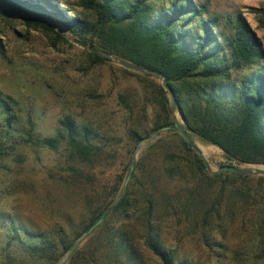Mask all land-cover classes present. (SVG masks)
<instances>
[{
	"label": "rangeland",
	"instance_id": "374dc122",
	"mask_svg": "<svg viewBox=\"0 0 264 264\" xmlns=\"http://www.w3.org/2000/svg\"><path fill=\"white\" fill-rule=\"evenodd\" d=\"M55 1L66 12L83 13L79 0ZM194 2L206 5L210 16L222 17L226 28L228 17H243L264 50V0ZM26 19L18 13L0 16V95L17 116L7 126L0 109V190L18 186L2 204L17 223L58 244L62 238L75 245L99 212L114 210L123 199L118 213L93 229L76 248V257L71 260L75 249L64 264H161L145 245L148 222L158 227L176 264H232L215 255L205 238L230 249L246 246L252 244V224L242 215L234 222L222 220L224 238L217 230L210 232L212 225L204 217L221 190L239 182L209 179L215 175L198 169L177 131L161 130L146 143L133 138V133L147 139L157 132L151 130L166 100L162 81L125 73L112 60L98 64L60 24L51 20L67 35L61 34L65 41L27 25ZM168 98L172 108L169 92ZM175 117L183 123L178 112ZM65 120L87 130L93 147L89 159L70 145L62 128ZM191 136V149L201 160L202 153L213 171L225 165L262 167L230 162L221 148ZM39 138L56 139L58 145L41 146ZM125 247L134 252L135 262L128 261Z\"/></svg>",
	"mask_w": 264,
	"mask_h": 264
},
{
	"label": "trees",
	"instance_id": "16d2710c",
	"mask_svg": "<svg viewBox=\"0 0 264 264\" xmlns=\"http://www.w3.org/2000/svg\"><path fill=\"white\" fill-rule=\"evenodd\" d=\"M79 1L82 15L70 8L66 12L55 0H0V14H31L53 20L65 32L96 50L158 72L173 89L175 112L183 123L177 121L190 135L221 148L230 162L264 165V50L243 17H228L226 28L222 26V17L210 16L207 6L198 5L194 0ZM26 21L27 25L42 27L65 41L54 29L35 20ZM89 55L98 64L111 61L91 52ZM256 65L258 68L253 67ZM120 69L133 73L123 67ZM160 90L166 100L151 131L165 127L177 131L168 92L161 87ZM0 109L7 126L12 125L17 116L1 95ZM61 123L76 153L89 159L93 147L89 144L87 130L79 131L71 120ZM133 138L144 139L137 133H133ZM36 141L47 148L55 149L58 145L53 138ZM184 146L192 153L198 169L207 175L200 157L186 142ZM208 177L239 182L227 190L223 188L209 206L204 219L212 225L210 232L217 230L225 238L226 228L219 222L225 219L234 222L239 215L252 224V244L233 249L223 242L210 243V237L203 232L207 235L205 241L209 249L232 264H264V176L225 173ZM17 187L9 184L0 190V264H57L61 256L73 248L74 242L61 238L58 244L49 240L46 233L19 225L2 205L9 191ZM122 202L123 199L114 210L99 212L93 225L101 218H104L102 224H107L109 215L114 211L118 213ZM156 227L148 222L146 247L161 264H176L175 255L164 247ZM125 248L128 261L135 262L134 252ZM77 254L76 249L71 260ZM114 254L119 255L117 251Z\"/></svg>",
	"mask_w": 264,
	"mask_h": 264
},
{
	"label": "water",
	"instance_id": "95a60500",
	"mask_svg": "<svg viewBox=\"0 0 264 264\" xmlns=\"http://www.w3.org/2000/svg\"><path fill=\"white\" fill-rule=\"evenodd\" d=\"M0 16H2V14H0ZM23 16L27 17L28 19H34L37 22H40L41 24H44L54 30H56L57 32H59L60 34H62L63 36H67L60 28H58L55 24H53V22L51 20H45L42 19L39 16H35V15H31V14H23ZM75 44H77L78 46H80L81 48L88 50L89 52L93 53V54H97L100 55L102 57H106L116 63H118L120 66L128 69V70H132V71H136L142 74H145L147 76H152L155 77L159 80L162 81V84L164 86V88L169 92L170 97H171V101H172V111L175 114L176 111V97H175V93L173 91V89L171 88L170 84L168 83V81L165 79V77L161 74H159L158 72L146 69L144 67L138 66L136 64H133L129 61L123 60L113 54H110L108 52H104V51H99L94 49L93 47L89 46L88 44H85L79 40H72ZM175 117V116H174ZM171 129V127H165L162 129V131H167ZM174 129L177 130L178 134L181 136V138L187 143L188 146L193 147L194 148V141L192 136L190 135V133L186 130L185 126H183L182 124H180L177 121V117H175V127ZM161 130L157 131L155 134L151 135L149 138L147 139H143L141 141V143H146L148 141H150L151 139H153L154 137L157 136V134L160 132ZM203 163L205 165L206 170L211 173L212 175L215 176H219L221 174L224 173H230V174H235L237 176H264V165H261L262 167H252V168H241V167H237L234 165H225L222 166L221 168H219V170L217 171H213L211 169V167L209 166V164L207 163V161L204 159L202 153H199ZM132 168H133V164H132ZM104 218H101L100 220H98L93 226L92 228L86 232L85 234H83L81 236L80 239L77 240V242L75 243V245L73 246V248L64 256V258L58 263V264H64L68 258L71 256V254L73 253V251L78 247V245L80 244V242L87 237L89 234H91L92 230L95 229L96 227H98L101 223H103Z\"/></svg>",
	"mask_w": 264,
	"mask_h": 264
}]
</instances>
